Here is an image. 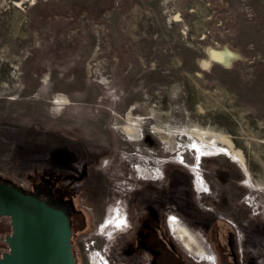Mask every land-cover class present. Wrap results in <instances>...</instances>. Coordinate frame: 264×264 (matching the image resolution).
<instances>
[{"label": "rangeland", "instance_id": "obj_1", "mask_svg": "<svg viewBox=\"0 0 264 264\" xmlns=\"http://www.w3.org/2000/svg\"><path fill=\"white\" fill-rule=\"evenodd\" d=\"M208 49L236 57L203 67ZM69 164L87 207L160 195L169 230L184 222L213 255H186L166 232L187 264H218L229 228L264 231V0H0V178L33 183ZM113 219L72 230L77 264H112Z\"/></svg>", "mask_w": 264, "mask_h": 264}, {"label": "flooded vegetation", "instance_id": "obj_2", "mask_svg": "<svg viewBox=\"0 0 264 264\" xmlns=\"http://www.w3.org/2000/svg\"><path fill=\"white\" fill-rule=\"evenodd\" d=\"M77 166L79 165L69 164L53 167L42 177L36 178L39 180H34L33 183L25 184L13 180L8 182L3 177L0 178V182L17 186L28 193L47 192L51 189L49 198L53 203L71 204L68 217L72 230L76 229L75 232H87L92 229L96 213L102 212L105 215L112 212L114 217L123 221V224H120L119 219L116 221L113 219L114 225L105 231L108 241L102 250L112 264H187L179 256L175 247L177 243L173 240L171 231H168L170 215L164 213L163 199L160 195L144 198V191H137L134 197L138 196V198L118 201L116 207L111 210H109L110 205L95 198L93 205L89 208L84 205L88 193L83 183L85 173ZM85 168L86 166L83 169ZM210 193H213V189L211 186H206L205 192L201 195H210ZM43 198L49 200L47 197ZM225 198L224 196L223 202ZM2 219L3 217H0V257L8 250L4 238L10 234V232L6 233V223ZM229 229L221 235L224 242H219V251L222 256L218 264H264V231ZM166 232L170 237L172 236L171 239L176 244L166 239ZM112 257L119 262L112 261ZM99 261L102 264H109L103 259Z\"/></svg>", "mask_w": 264, "mask_h": 264}, {"label": "water", "instance_id": "obj_3", "mask_svg": "<svg viewBox=\"0 0 264 264\" xmlns=\"http://www.w3.org/2000/svg\"><path fill=\"white\" fill-rule=\"evenodd\" d=\"M50 195L51 189L28 193L0 182V217L8 218L10 226L0 264H77L68 217L71 204L53 203Z\"/></svg>", "mask_w": 264, "mask_h": 264}, {"label": "bare ground", "instance_id": "obj_4", "mask_svg": "<svg viewBox=\"0 0 264 264\" xmlns=\"http://www.w3.org/2000/svg\"><path fill=\"white\" fill-rule=\"evenodd\" d=\"M236 57L234 53H232L228 49L224 50H213V49H208L207 51V59L203 60L201 62V65L203 67H207L211 61H214L216 63H219L221 65H225L226 67L230 65L232 60ZM128 121H130V115H128ZM136 123V122H135ZM123 132L129 136H135L136 140H139L137 138L139 136V130L135 125H125V127L122 128ZM204 132H201L199 130L196 131L195 134H192L194 137H198L201 139L202 143H206V141L203 139ZM224 142L229 144L227 148H219L221 151L228 152L231 154V156L238 161L242 168L244 169L243 165V159H242V153L241 151L234 149L232 147V144L229 140H225L224 137L220 136ZM208 143V142H207ZM246 172V170L244 169ZM247 174V172H246ZM199 183V182H198ZM197 186V185H196ZM258 188V187H257ZM120 223V221H119ZM121 224V223H120ZM119 225V224H117ZM170 231L177 243L182 247L184 252L186 254H189L195 258H198L202 261H207L210 262L212 261L213 255L211 253V250L209 246L206 244L204 239L202 238L201 234L194 231L193 229L189 228L184 222L178 220V219H173L170 223ZM91 264H102L97 258H93V261H91Z\"/></svg>", "mask_w": 264, "mask_h": 264}, {"label": "trees", "instance_id": "obj_5", "mask_svg": "<svg viewBox=\"0 0 264 264\" xmlns=\"http://www.w3.org/2000/svg\"><path fill=\"white\" fill-rule=\"evenodd\" d=\"M186 208H188V211H189V213H188V215H187V217L188 218H191V219H195L193 216H191V211L193 210V206H191L189 203L186 205ZM168 231H169V229H168ZM170 233V232H169ZM172 237V236H171ZM173 238V237H172ZM173 240L175 241V239L173 238ZM176 242V241H175ZM177 243V242H176ZM178 244V243H177ZM179 245V244H178ZM187 255V254H186Z\"/></svg>", "mask_w": 264, "mask_h": 264}]
</instances>
